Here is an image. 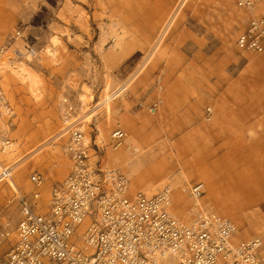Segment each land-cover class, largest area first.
<instances>
[{
    "label": "rangeland",
    "instance_id": "1",
    "mask_svg": "<svg viewBox=\"0 0 264 264\" xmlns=\"http://www.w3.org/2000/svg\"><path fill=\"white\" fill-rule=\"evenodd\" d=\"M252 12L264 14V0ZM250 15L237 0H0V51L21 31L16 47L37 52L21 60L41 80L36 97L12 74L0 75L15 111L0 115V139L19 144L14 161H5V153L0 159L15 168V185L30 192V177L39 172L49 190L69 175V136L49 149L44 142L64 125V98L86 112L89 98L105 97L110 69L109 94L119 89L111 108L91 125L83 120L88 143L102 148V167L109 148L128 156L127 144L115 147L114 135L123 132L151 150L138 191L155 195L186 171L187 192L206 184L205 207L230 217L240 242L264 243V53L246 54L236 45ZM11 56V50L0 56V65ZM159 98L161 109L151 114L145 106ZM89 153L99 159L92 147ZM12 195L11 184L2 183L0 210Z\"/></svg>",
    "mask_w": 264,
    "mask_h": 264
},
{
    "label": "built area",
    "instance_id": "2",
    "mask_svg": "<svg viewBox=\"0 0 264 264\" xmlns=\"http://www.w3.org/2000/svg\"><path fill=\"white\" fill-rule=\"evenodd\" d=\"M258 2L237 0L238 7L251 15L236 45L250 55L264 53V14L252 12ZM21 38V31L11 34L0 56L10 50V59L35 56L33 47H16ZM62 103L60 133L69 136L65 154L71 172L47 192L39 172L30 177V192L11 184L12 198L0 211V251L8 245L0 264H264L261 238L235 242V222L201 204L203 183L188 189L193 199L188 219L171 211L177 190L174 181L155 195L131 192V179L119 168L102 167L101 146L88 143L83 104L70 98ZM162 103L159 98L145 108L157 114ZM9 114H15L14 107L0 83V115ZM114 139L116 148L127 144L129 157L135 155L136 144L123 132ZM11 145L10 140L0 139V154ZM91 147L99 158L96 162ZM11 205L16 208L13 216L6 212Z\"/></svg>",
    "mask_w": 264,
    "mask_h": 264
},
{
    "label": "bare ground",
    "instance_id": "3",
    "mask_svg": "<svg viewBox=\"0 0 264 264\" xmlns=\"http://www.w3.org/2000/svg\"><path fill=\"white\" fill-rule=\"evenodd\" d=\"M165 29L166 27L162 29L161 34L165 33ZM47 53L50 56L55 57V53L53 51L48 50ZM8 73L12 74V76H15L18 80L26 84L31 94L38 97L41 80H40V76L37 74V72L33 69L31 65H29L28 63L22 60L13 63L12 59L9 60V58L7 57L6 59H3V64L0 65V75L5 76L8 75ZM109 73L110 76L105 89V97L102 100H100L98 103L96 101H93L92 97L89 98V109L86 110L87 113L85 120L86 125H91L94 122V118H96L105 109H110L112 106L115 93L109 94L111 92L110 84L113 75L110 69H109ZM118 90L119 89H117V91ZM108 123L111 129L113 123L112 117H109ZM98 132L101 138L106 137L105 132L102 128H99ZM63 136H64L63 133H60V131H58L56 134L52 135L47 141L44 142L45 147L48 149L53 147L60 140L66 137ZM136 143H138L137 140ZM135 148H136L135 155H133L132 157H129L130 155L129 150H127L128 156L126 157V152H124V150L121 149L114 151L111 148H109L102 157L103 164L107 166L105 168H115L112 166H121L124 170V173L128 174L134 179V186L131 188V192H137L138 190L142 189L139 178H137V176L139 177V174L145 165V161H146L145 156H147V154L151 151L149 149L148 151L145 149L147 148L146 145L144 147L138 144L135 145ZM18 153H19V144L15 142L9 150L5 151L4 160L7 162L14 161L16 157H18ZM149 155L151 156L150 153ZM12 167L7 166L3 161H1L0 185L5 182L10 183L12 185L15 184L13 178V173H14L13 169L15 168ZM10 169L13 171L11 172ZM1 174H3V176H1ZM191 174L194 175L196 174V172L194 171ZM190 181H191V177L186 171L180 172L179 178L174 181L177 190L173 196L174 204L171 208V211H173L180 218L182 216L189 218L190 216L189 210L193 203V199L189 196L187 192V184H189ZM45 191L47 192L48 190ZM200 202L201 204L205 205L204 197L201 199ZM235 242H240V236L235 237Z\"/></svg>",
    "mask_w": 264,
    "mask_h": 264
},
{
    "label": "crops",
    "instance_id": "4",
    "mask_svg": "<svg viewBox=\"0 0 264 264\" xmlns=\"http://www.w3.org/2000/svg\"><path fill=\"white\" fill-rule=\"evenodd\" d=\"M3 57V56H2ZM12 57V56H11ZM204 194H205V190H206V184L204 185ZM10 207V206H9ZM8 207V209L6 210V212H9V209H11V208H9ZM207 208V207H206ZM2 210V209H1ZM0 210V211H1ZM213 212V211H212ZM249 240V239H248ZM246 241V240H245ZM7 248H8V245H5L2 249H1V251H0V256H2L6 251H7Z\"/></svg>",
    "mask_w": 264,
    "mask_h": 264
}]
</instances>
